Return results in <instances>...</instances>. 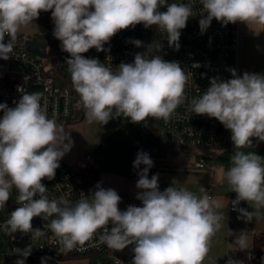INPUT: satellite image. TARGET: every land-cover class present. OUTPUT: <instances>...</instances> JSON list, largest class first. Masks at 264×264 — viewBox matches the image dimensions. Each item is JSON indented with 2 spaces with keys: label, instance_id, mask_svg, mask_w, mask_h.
Listing matches in <instances>:
<instances>
[{
  "label": "clouds",
  "instance_id": "obj_1",
  "mask_svg": "<svg viewBox=\"0 0 264 264\" xmlns=\"http://www.w3.org/2000/svg\"><path fill=\"white\" fill-rule=\"evenodd\" d=\"M201 3V34L213 19L224 26L242 22L255 33L256 26L264 31V0ZM49 11L53 35L61 42L62 51L69 54L66 62L72 87L89 123L106 125L120 117L135 124L149 117L167 122L184 104L192 73L185 72L177 62L164 60L158 54L162 49L159 41L148 45L147 52L136 53L134 62L119 64L116 71L82 54L92 48L106 51L104 45L113 36L137 24L146 29L156 26L166 34L168 46L179 50L180 30L196 15L190 4L168 0H0V59L10 58L22 28L38 19L41 12ZM5 36L10 38L7 43ZM131 42L137 48L144 46L140 40ZM192 67L199 68L200 64ZM230 72L233 78L229 80L211 78L210 87L191 100L188 110L215 118L231 132L236 150L231 166L219 170L220 181L226 180L237 194L231 203L240 214L238 219L250 222L259 219V210L264 208V157L239 149L253 148V138L264 142V75L244 72L240 76L234 69ZM17 91L22 96L15 107L0 103V209L5 208L13 188L19 205L2 225L5 234L19 232L30 234L31 241L38 240L46 232L34 229L32 221L41 217L48 221L47 228L62 252L84 250L103 229L100 239L109 249L122 251L134 245L132 264H203L212 237L222 227L223 210L229 201L211 198L204 188L200 196L173 184L161 191L159 174L149 179L153 161L142 151L133 162L135 169L145 166L137 172L136 183L141 190L136 199L142 206L129 205L121 211L118 193L99 183L90 195L81 193L74 204L64 197L50 200L42 180L55 178L60 160L74 142L62 124L48 117L39 92L25 93L19 86ZM241 201L251 205L253 211L236 207ZM230 246L246 250L247 232L236 235ZM31 251V245L14 249L11 254L21 257L15 264H25ZM226 264L243 262L230 258Z\"/></svg>",
  "mask_w": 264,
  "mask_h": 264
},
{
  "label": "built area",
  "instance_id": "obj_2",
  "mask_svg": "<svg viewBox=\"0 0 264 264\" xmlns=\"http://www.w3.org/2000/svg\"><path fill=\"white\" fill-rule=\"evenodd\" d=\"M168 2L190 4L193 12L196 13L188 19L186 27L180 30L179 50L168 46L166 34L156 26L146 29L143 24H137L134 28L121 30L113 36L110 42L104 45L106 51L97 52L92 48L82 54L85 58L98 59L116 71L119 64L134 62L136 53L147 52L148 45L153 41H159L162 49L158 54L164 60L177 62L185 72L192 73L185 91L186 100L177 107L169 121L149 117L144 122L135 124L126 118L128 123L136 128L135 158L140 151L148 153L151 158L152 144L156 138L168 143L211 149L232 143L231 132L218 120L207 115L191 113L188 106L192 99L199 98L210 87L211 78L221 80L233 78L230 69L236 71L240 39L239 22L224 26L213 19L207 30L201 34L199 20L200 13L204 11L201 0H168ZM160 10L165 11L166 8ZM9 39L5 36V43ZM32 39L31 35L19 32L10 58L0 59V103L15 107L22 96V93L17 91L19 86L25 93L41 94V103L46 107L49 118H55L58 123L69 121L81 107L68 71L66 60L69 54L61 48L58 53L61 67L65 71V82L61 83L51 72L53 57L48 55V46L46 57L34 55L28 49V42ZM132 40H140L144 46L137 48ZM194 63H199L200 67L193 68ZM2 117L3 112L0 111V119ZM91 158L90 155L87 156L88 160ZM59 163L60 167L56 170L55 178L51 181L47 178L42 180L47 187L46 195L50 200L64 197L74 204L81 198V193L90 195L91 191L95 190L93 185L81 181L71 166L61 160ZM202 165V162L197 163V166ZM144 167L141 165L140 169H136V174ZM17 194L13 188L5 208L0 209V264H15V261L21 257L11 254L13 250L24 249L29 245L32 251L26 258L25 264H42V258L44 264H132L133 253H129L125 261L107 255L108 247L100 239L104 234L103 229L98 230L92 240L85 244L84 250L77 248L70 252L60 250V245L55 242L53 234L47 228L48 221H43L41 217H35L32 221L34 229L41 228L46 232V235L38 240L31 241L30 234L19 232L13 235L5 234L2 225L9 219L10 213L19 207L16 203ZM235 199L236 196H233L230 200L231 211H236L231 203ZM239 206L240 203L236 207ZM111 227L110 223L109 230ZM230 258L242 261L243 264H264V248L249 251L231 250L228 255V259Z\"/></svg>",
  "mask_w": 264,
  "mask_h": 264
},
{
  "label": "crops",
  "instance_id": "obj_3",
  "mask_svg": "<svg viewBox=\"0 0 264 264\" xmlns=\"http://www.w3.org/2000/svg\"><path fill=\"white\" fill-rule=\"evenodd\" d=\"M256 33L245 23L239 22L240 39L236 62L237 75L244 72L264 75V31L256 26ZM23 33V32H22ZM70 134L74 142L71 150L61 159L69 166H94L99 173L103 188L114 189L121 197L119 209L125 211L129 205L142 206L136 199L140 189L136 188L139 177L133 167L136 151V128L124 117L110 120L108 124L89 123L86 115L81 121L60 123ZM253 148L239 149L245 153L253 151L264 157V142L253 138ZM233 143H227L219 148H198L189 145L168 143L154 139L151 149L153 167L149 170V179L159 174L161 191L172 184L184 187L200 196L201 188L207 191L211 198L227 203L224 209V219L221 229L212 237L210 250L203 264H226L236 235L241 231L248 234V248L254 250L257 239L264 240V208L260 209V218L246 222L238 219V211H231L230 200L237 194L231 191L227 181H220V169L225 171L231 166V156L235 151ZM97 154V155H96ZM90 155L92 158L87 159ZM202 162V166L197 163ZM239 208L251 212L253 209L246 201H241ZM233 233V235L230 234ZM134 245H129L122 251L107 253L110 258L125 261L129 253H133ZM264 248V247H263ZM240 251V250H238Z\"/></svg>",
  "mask_w": 264,
  "mask_h": 264
},
{
  "label": "trees",
  "instance_id": "obj_4",
  "mask_svg": "<svg viewBox=\"0 0 264 264\" xmlns=\"http://www.w3.org/2000/svg\"><path fill=\"white\" fill-rule=\"evenodd\" d=\"M37 21L43 28L44 33L39 35L42 39L46 41L47 46L50 47L51 52L53 53V61L51 68V72L57 77L59 82L64 83V75L65 71L61 67L60 63V57H59V50L61 48V42L57 40L54 35V22L51 19V12H41ZM85 116V111L83 107L81 106L76 112L75 115L66 122L63 123H70V122H76L81 121ZM73 171L75 172L76 176L83 182L89 183L93 185L94 187L99 183V173L98 170L94 166H88L83 167L81 165H74L71 167ZM102 186V185H101ZM264 247V240L262 238L257 239L256 245L254 247V250H259ZM112 253V249H107V253Z\"/></svg>",
  "mask_w": 264,
  "mask_h": 264
},
{
  "label": "water",
  "instance_id": "obj_5",
  "mask_svg": "<svg viewBox=\"0 0 264 264\" xmlns=\"http://www.w3.org/2000/svg\"><path fill=\"white\" fill-rule=\"evenodd\" d=\"M28 49L34 55H37L41 58L46 57L47 44L46 41L40 36H36L28 42Z\"/></svg>",
  "mask_w": 264,
  "mask_h": 264
},
{
  "label": "rangeland",
  "instance_id": "obj_6",
  "mask_svg": "<svg viewBox=\"0 0 264 264\" xmlns=\"http://www.w3.org/2000/svg\"><path fill=\"white\" fill-rule=\"evenodd\" d=\"M20 32L27 33L34 38L36 36L43 34L44 28L37 21H33L32 23H30L26 27L22 28ZM48 55H51V56L53 55L49 46H48ZM68 58H69V56L67 57V59Z\"/></svg>",
  "mask_w": 264,
  "mask_h": 264
}]
</instances>
